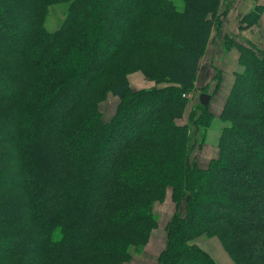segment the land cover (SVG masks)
Listing matches in <instances>:
<instances>
[{"label":"trees","instance_id":"1","mask_svg":"<svg viewBox=\"0 0 264 264\" xmlns=\"http://www.w3.org/2000/svg\"><path fill=\"white\" fill-rule=\"evenodd\" d=\"M183 1L0 0V264H120L149 240L167 187L175 212L157 264H218L190 242L201 234L235 264H264V49L230 40L243 68L218 157L202 168L177 119L224 11L221 0ZM263 12L257 4L240 27ZM132 60L169 85L133 90ZM109 93L118 103L105 120ZM213 117L198 101L189 120L207 128Z\"/></svg>","mask_w":264,"mask_h":264},{"label":"rangeland","instance_id":"2","mask_svg":"<svg viewBox=\"0 0 264 264\" xmlns=\"http://www.w3.org/2000/svg\"><path fill=\"white\" fill-rule=\"evenodd\" d=\"M172 1L173 5L179 8V10L184 4L183 0ZM258 1L259 0H221L220 10L224 11L222 19L225 20L226 26H229L228 31H230V33L222 35L223 33L220 28L213 31V35L209 42L210 45L207 46L208 49H206V52L201 60L200 69L197 75L198 78H196L195 80V85L193 89H191V91L183 93L185 94L184 97L187 98L186 107L183 116L181 118H178L177 122L181 125L189 124L190 145L192 149L191 159L199 164L202 168H206L210 160L218 157V138L221 129L225 125L224 121L220 119L222 109L220 112L218 110V112H216V115L212 113L214 109L213 107L221 98V94H218L219 87L221 85L220 71H215V74L219 76V80L214 77L211 79L212 84L205 83V80L208 79L209 72L211 70L210 68L212 67V60L210 59H213L214 56L219 57L220 53H223V51L233 47L234 45L230 40L234 41L235 39L242 42L244 39H246V36L249 37V39L253 40L252 42L249 41L250 43L254 45L256 44L259 48L264 49V12L257 22L252 23L246 27H240L241 18L246 13L253 10L254 7L259 4ZM261 1L263 2L264 0ZM108 10H110V8H108ZM63 13V5H56L52 7L48 25L50 27H56L57 23L62 19ZM167 26H170L169 22H167ZM225 36H228V42L230 43L227 42ZM142 53H140V55ZM138 55L139 54L132 53L129 57ZM136 62L137 60H132L129 62V64L127 65L129 71L126 73L128 83L133 90L152 89L155 87L159 88L169 85V83L164 81L157 82L155 80L148 79ZM237 63L238 69L243 68L240 63V52L237 57ZM203 90H206L210 94V99L214 98L211 104V113L214 117L210 119L207 128H203L198 126L197 124L190 123L189 120V116L192 112L194 104L199 101V92H202ZM229 93L226 95L225 99L223 98L224 103L226 102ZM117 103L118 98L113 96L111 93L107 95L106 99L100 101L99 109L101 111L103 119L108 120L112 116ZM152 210L156 217L157 224L151 230L149 240L144 246L141 247H134V245H132L130 247L131 257L128 260L122 261L120 264L158 263V256L166 243V226L175 212V203L172 200L171 187H167V189L165 190V194L161 200L154 201ZM190 242L200 246L203 250L208 252L218 264H235L234 260L224 249L220 238L216 235L201 234Z\"/></svg>","mask_w":264,"mask_h":264},{"label":"crops","instance_id":"3","mask_svg":"<svg viewBox=\"0 0 264 264\" xmlns=\"http://www.w3.org/2000/svg\"><path fill=\"white\" fill-rule=\"evenodd\" d=\"M260 1L261 0H259L258 3L263 5L264 1L263 2L262 1L260 2ZM225 23H226L225 20H223V25H222V28H221V31L223 33L222 35H225L226 33L227 34L230 33V31H228L229 30V26H226ZM224 26H225V28H224ZM245 38L246 39H244L242 42L237 41V40L234 39V43L244 44L245 41H250V42L253 41L252 39H249V37H247V36ZM219 47H220V45H219ZM207 49H208V47H207ZM238 55H239L238 48L234 45L233 47L223 51V53H220L219 57H215L214 56L213 59H210V60H212V67L210 68L211 70L209 72L208 79L205 80L206 81L205 83L212 84L211 83V79L217 76L215 74V71L219 70L220 71V75H221V78H220L221 79V81H220L221 85L219 87V93H218V94H221V98L219 99V101L213 107L214 108L213 112H212V105L211 104H212L214 98L210 99L211 103L209 101V103H210V105H209L210 108L209 109L215 115H216V112H218V110H219V112L221 111V109L223 107V104H224L223 98L225 99L226 95L229 93L230 88H231V86L233 84L234 72H235V70L238 69V63H237Z\"/></svg>","mask_w":264,"mask_h":264},{"label":"water","instance_id":"4","mask_svg":"<svg viewBox=\"0 0 264 264\" xmlns=\"http://www.w3.org/2000/svg\"><path fill=\"white\" fill-rule=\"evenodd\" d=\"M210 99V94L206 93V92H201L199 94V101L201 102V104L206 105L209 102Z\"/></svg>","mask_w":264,"mask_h":264},{"label":"built area","instance_id":"5","mask_svg":"<svg viewBox=\"0 0 264 264\" xmlns=\"http://www.w3.org/2000/svg\"><path fill=\"white\" fill-rule=\"evenodd\" d=\"M183 96H185V94H183Z\"/></svg>","mask_w":264,"mask_h":264}]
</instances>
